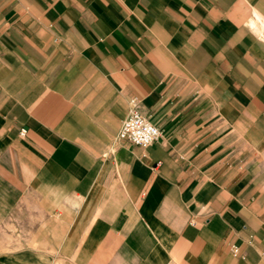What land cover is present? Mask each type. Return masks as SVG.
Instances as JSON below:
<instances>
[{
	"label": "crops",
	"instance_id": "crops-1",
	"mask_svg": "<svg viewBox=\"0 0 264 264\" xmlns=\"http://www.w3.org/2000/svg\"><path fill=\"white\" fill-rule=\"evenodd\" d=\"M0 264H264V0H0Z\"/></svg>",
	"mask_w": 264,
	"mask_h": 264
},
{
	"label": "built area",
	"instance_id": "built-area-1",
	"mask_svg": "<svg viewBox=\"0 0 264 264\" xmlns=\"http://www.w3.org/2000/svg\"><path fill=\"white\" fill-rule=\"evenodd\" d=\"M118 135L135 145L147 147L160 137L161 130L152 123L149 116L140 111L138 100L134 97L131 99L129 114L121 123Z\"/></svg>",
	"mask_w": 264,
	"mask_h": 264
}]
</instances>
